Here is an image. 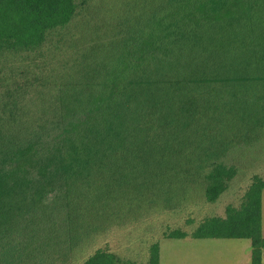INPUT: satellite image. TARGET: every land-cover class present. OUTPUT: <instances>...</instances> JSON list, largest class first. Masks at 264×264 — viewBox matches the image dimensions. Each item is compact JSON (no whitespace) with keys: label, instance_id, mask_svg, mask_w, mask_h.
I'll list each match as a JSON object with an SVG mask.
<instances>
[{"label":"trees","instance_id":"1","mask_svg":"<svg viewBox=\"0 0 264 264\" xmlns=\"http://www.w3.org/2000/svg\"><path fill=\"white\" fill-rule=\"evenodd\" d=\"M105 1L0 0V56L27 59L58 32L52 60L116 38L81 81L11 63L29 77L0 100V264H71L83 236L142 200L172 206L199 178L216 201L236 173L230 150L264 127V0H125L114 14ZM263 190L255 175L225 216L166 237L248 239L261 264ZM133 261L97 249L80 264ZM142 264H159L155 243Z\"/></svg>","mask_w":264,"mask_h":264},{"label":"rangeland","instance_id":"2","mask_svg":"<svg viewBox=\"0 0 264 264\" xmlns=\"http://www.w3.org/2000/svg\"><path fill=\"white\" fill-rule=\"evenodd\" d=\"M75 1L79 3L81 0ZM124 2L125 0H106L104 3V7L107 8L106 14L116 13ZM73 27L71 24L61 32L70 38L75 31ZM59 33L50 35L44 48L30 52L27 59H24L25 53L20 55V58L14 55L0 56V100L7 99L5 86H10L15 81L20 82L22 77L23 79L29 77L26 74L29 73L28 69L27 72H23V68L16 71L10 68L12 64H21V59L31 65V68L28 67L31 69V75L41 71L50 81L68 79L81 81L82 77L87 76L97 66L102 52L114 46L116 39L102 41L99 46L88 43L78 45L72 50L63 47L57 52L59 57L52 60L49 56H53L52 45L58 40ZM4 57L10 63L4 64ZM260 91H264V88ZM260 131L259 137L253 143L249 142L250 146L230 150L224 161L227 166H233L236 173L216 201L206 200L205 182L201 178L192 184L184 183L180 190L174 187L175 194L169 199L176 201L172 206H165L161 202L149 204L142 200L132 214L125 210L126 214L123 217L117 216L115 219L121 221L112 222L114 224L110 225L109 229L101 228L86 236L82 233L83 240L79 247L74 249L71 264H80L97 249L116 253L121 260L131 258L135 264H142L148 257L149 248L153 243L158 246L159 264H250L251 243L248 239H194L189 235L183 239H176L167 238L166 234L173 229L190 234L203 219L223 217L227 206L239 205L253 176L264 177L263 126ZM261 225V233L264 236V190L261 195Z\"/></svg>","mask_w":264,"mask_h":264},{"label":"crops","instance_id":"3","mask_svg":"<svg viewBox=\"0 0 264 264\" xmlns=\"http://www.w3.org/2000/svg\"><path fill=\"white\" fill-rule=\"evenodd\" d=\"M262 226V225H261ZM263 236V235H262ZM264 237V236H263ZM261 264H264V251L262 252Z\"/></svg>","mask_w":264,"mask_h":264}]
</instances>
